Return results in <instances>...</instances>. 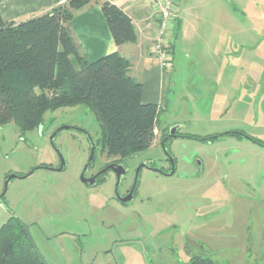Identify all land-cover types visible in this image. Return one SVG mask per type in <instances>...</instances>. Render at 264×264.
I'll use <instances>...</instances> for the list:
<instances>
[{"label":"rangeland","instance_id":"obj_1","mask_svg":"<svg viewBox=\"0 0 264 264\" xmlns=\"http://www.w3.org/2000/svg\"><path fill=\"white\" fill-rule=\"evenodd\" d=\"M179 1L181 8L188 3ZM190 3L199 6L192 11V28L195 19L210 14H236L252 41L237 48L239 74L229 100L215 112L188 115L182 127L184 135L223 137L178 139L171 150L178 163L175 176L145 171L136 200L127 206L116 200L114 174L100 186L83 183L92 158L89 137L96 169L107 159L97 116L84 106L48 114L24 139L14 123L0 127V195L6 191L0 228L18 216L50 264H189L195 256L216 264H264V148L225 135L237 130L264 143V80L258 84L255 76L264 69V0ZM175 117L160 114L158 129L174 130ZM164 158L156 144L127 166L135 170L143 160ZM48 165L52 168H42ZM12 175L18 177L8 181Z\"/></svg>","mask_w":264,"mask_h":264},{"label":"trees","instance_id":"obj_2","mask_svg":"<svg viewBox=\"0 0 264 264\" xmlns=\"http://www.w3.org/2000/svg\"><path fill=\"white\" fill-rule=\"evenodd\" d=\"M90 4L68 0L20 24L6 22L0 13V127L14 123L24 139L45 124L48 114L84 106L97 116L103 153L128 159L154 145L162 111L143 102L144 87L130 76L131 64L119 53L96 62L82 55L71 24ZM102 11L118 47L137 42L131 18L119 7L104 2ZM229 135L264 148L243 132ZM0 264H49L30 226L15 214L0 228ZM189 264L216 263L195 256Z\"/></svg>","mask_w":264,"mask_h":264},{"label":"crops","instance_id":"obj_3","mask_svg":"<svg viewBox=\"0 0 264 264\" xmlns=\"http://www.w3.org/2000/svg\"><path fill=\"white\" fill-rule=\"evenodd\" d=\"M67 1L0 0V13L6 22L20 24L51 13ZM104 2L116 5L131 18L138 38L136 43L116 45L102 11ZM179 2L175 0L176 20L169 40L174 58L170 71L151 55L160 26L157 10L150 0H91L88 8L76 13L71 28L84 57L96 62L119 53L131 64L130 76L144 87L143 102L158 105L162 113L176 114L178 120L173 122L185 127L188 115L215 112L220 104L229 100L235 92L239 74L237 48L252 38L236 14H210L207 18L201 17L198 23L195 19L197 26L194 29L191 27L192 11L199 6L189 4L187 0V5L181 8ZM180 11L183 12L178 21ZM178 29L180 34H177ZM261 68L255 73L258 84L264 80V69ZM249 73L254 76V72ZM178 83L180 89H177ZM160 123L159 118L158 126ZM159 132L157 128V138Z\"/></svg>","mask_w":264,"mask_h":264},{"label":"flooded vegetation","instance_id":"obj_4","mask_svg":"<svg viewBox=\"0 0 264 264\" xmlns=\"http://www.w3.org/2000/svg\"><path fill=\"white\" fill-rule=\"evenodd\" d=\"M82 132L86 133L85 131H82ZM236 132H241V131L235 130V131H231L225 135H229L230 133H236ZM191 136H194V135L182 134V126H179V125H176L174 130L169 129V131H167V132H161L160 131L158 134V138H156L155 143L152 147H154L156 144L160 145L161 148L163 149L164 153H165V158L159 162L157 160H153V159L143 160L139 163V165L137 166V168L135 170H133L132 168H129L127 165H128V160L134 159L138 155H135V156L128 158V159H122V158L110 159L106 156L107 159L105 160L104 165L97 170L96 169L97 163H96V157H95L96 156V147L92 143L91 137H89L91 144H92L91 145V154H92L93 148L95 150H94V159L92 161H90L89 165L87 166L88 170L85 173V176L87 179H95V183H94V185H91L90 183H88L86 185L92 186V187L103 185L106 182L108 176L110 174H114L116 176L117 182H118V190L116 193V200L119 201L122 205L127 206L136 200L138 193H139V186L141 183V178H142V175L145 171H151V172L158 174L162 177L175 176V174L178 170L177 169L178 163H177L175 157L173 156L171 150L173 148V145L175 144V142L178 139L188 138V139H193V140H197V141L199 140V139H194ZM220 137H223V136H221L219 134L213 135V136L209 137L208 141H206V142L216 141ZM240 140H243V139H240ZM199 141H202V140H199ZM248 141H250V140H248ZM62 162H63V159H62ZM110 165H121V166H123L125 168V170L127 171L126 175H124L119 180V178L115 172H113V171L104 172ZM61 166H60V168H61ZM42 168H50L51 169L52 167L48 165V166H43ZM90 171H92L93 173L90 176H88L87 173ZM130 176L134 177L133 181H130L131 180V179H129ZM131 182H133V183L130 186ZM125 184H126V187H125ZM122 188H125L124 193L122 192ZM130 195L133 196L132 201L129 203H123L122 200H124L125 198H128Z\"/></svg>","mask_w":264,"mask_h":264},{"label":"built area","instance_id":"obj_5","mask_svg":"<svg viewBox=\"0 0 264 264\" xmlns=\"http://www.w3.org/2000/svg\"><path fill=\"white\" fill-rule=\"evenodd\" d=\"M150 2L157 10L160 26L158 37L151 47V55L161 61L166 71H170L174 62L169 40L176 20L175 0H150Z\"/></svg>","mask_w":264,"mask_h":264},{"label":"water","instance_id":"obj_6","mask_svg":"<svg viewBox=\"0 0 264 264\" xmlns=\"http://www.w3.org/2000/svg\"><path fill=\"white\" fill-rule=\"evenodd\" d=\"M66 130H69V128H66ZM94 148H93V151H92V158H91V161L94 159ZM64 165H65V161L63 160L62 162V166L60 168V170H63L64 169ZM88 170V167L86 168L83 176H82V181L83 183L85 184H88L90 183L91 185H94L95 183V179H87L86 176H85V173L87 172ZM107 171H113L117 174L119 180L124 176L126 175L127 171L125 170V168L121 165H110L104 172H107ZM18 176L17 175H12L8 178V181L12 180V179H15L17 178ZM3 195H6V191L4 194L0 195V200L2 198ZM133 196L130 195L128 198H125L124 200H122L123 203H129L132 201V198Z\"/></svg>","mask_w":264,"mask_h":264}]
</instances>
